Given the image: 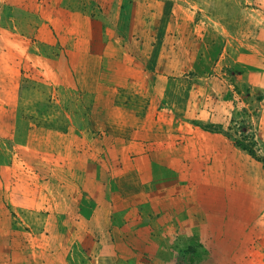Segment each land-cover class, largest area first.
I'll return each mask as SVG.
<instances>
[{
  "label": "rangeland",
  "instance_id": "374dc122",
  "mask_svg": "<svg viewBox=\"0 0 264 264\" xmlns=\"http://www.w3.org/2000/svg\"><path fill=\"white\" fill-rule=\"evenodd\" d=\"M263 159L264 0H0V264H264Z\"/></svg>",
  "mask_w": 264,
  "mask_h": 264
},
{
  "label": "trees",
  "instance_id": "16d2710c",
  "mask_svg": "<svg viewBox=\"0 0 264 264\" xmlns=\"http://www.w3.org/2000/svg\"><path fill=\"white\" fill-rule=\"evenodd\" d=\"M244 113H246L245 109L236 111V115L238 117L242 116ZM230 122L239 124V135L231 132L232 129L230 126L224 127L223 124L220 123L216 124L214 122H210L204 126V129L212 133H223L224 136L231 141L235 148L246 152L256 160H259L256 150L254 149L257 144L255 133L249 131V127L244 119L237 118L236 120L235 117H232ZM262 163L264 166V159Z\"/></svg>",
  "mask_w": 264,
  "mask_h": 264
},
{
  "label": "crops",
  "instance_id": "0c3cea01",
  "mask_svg": "<svg viewBox=\"0 0 264 264\" xmlns=\"http://www.w3.org/2000/svg\"><path fill=\"white\" fill-rule=\"evenodd\" d=\"M126 81H128L127 78H126ZM130 83H131V81H130Z\"/></svg>",
  "mask_w": 264,
  "mask_h": 264
}]
</instances>
